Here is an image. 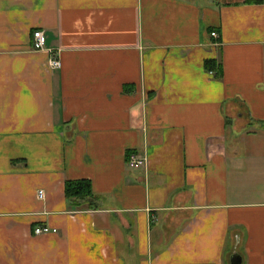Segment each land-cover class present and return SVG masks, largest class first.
<instances>
[{
	"label": "crops",
	"instance_id": "1",
	"mask_svg": "<svg viewBox=\"0 0 264 264\" xmlns=\"http://www.w3.org/2000/svg\"><path fill=\"white\" fill-rule=\"evenodd\" d=\"M236 252L264 264V0H0V264Z\"/></svg>",
	"mask_w": 264,
	"mask_h": 264
},
{
	"label": "built area",
	"instance_id": "2",
	"mask_svg": "<svg viewBox=\"0 0 264 264\" xmlns=\"http://www.w3.org/2000/svg\"><path fill=\"white\" fill-rule=\"evenodd\" d=\"M211 36H217V33L215 31L210 32ZM31 35V45L35 50L41 49L44 46L45 42V35L43 33V30L37 29L33 30ZM60 61L58 58H52L50 65L51 66H59ZM146 156L139 154L138 152H133V150L128 151L126 154V163L130 166L138 167V165H143L146 163ZM37 195L41 198L43 195L42 190H38ZM46 231H54V228H50L49 226H41V224L36 225L34 227V232L35 233H45Z\"/></svg>",
	"mask_w": 264,
	"mask_h": 264
},
{
	"label": "trees",
	"instance_id": "3",
	"mask_svg": "<svg viewBox=\"0 0 264 264\" xmlns=\"http://www.w3.org/2000/svg\"><path fill=\"white\" fill-rule=\"evenodd\" d=\"M207 67L215 69L216 63L214 59L208 58L205 60ZM64 193L68 199L71 198H85L86 196L92 195V188L89 179H70L64 183Z\"/></svg>",
	"mask_w": 264,
	"mask_h": 264
},
{
	"label": "water",
	"instance_id": "4",
	"mask_svg": "<svg viewBox=\"0 0 264 264\" xmlns=\"http://www.w3.org/2000/svg\"><path fill=\"white\" fill-rule=\"evenodd\" d=\"M230 264H240L241 262V258L240 255L236 252V253H232L230 255Z\"/></svg>",
	"mask_w": 264,
	"mask_h": 264
}]
</instances>
